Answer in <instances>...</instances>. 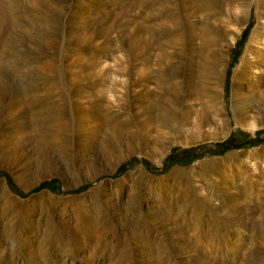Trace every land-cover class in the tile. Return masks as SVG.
I'll use <instances>...</instances> for the list:
<instances>
[{
  "label": "rangeland",
  "instance_id": "374dc122",
  "mask_svg": "<svg viewBox=\"0 0 264 264\" xmlns=\"http://www.w3.org/2000/svg\"><path fill=\"white\" fill-rule=\"evenodd\" d=\"M263 92L264 0H0V264H264Z\"/></svg>",
  "mask_w": 264,
  "mask_h": 264
},
{
  "label": "trees",
  "instance_id": "16d2710c",
  "mask_svg": "<svg viewBox=\"0 0 264 264\" xmlns=\"http://www.w3.org/2000/svg\"><path fill=\"white\" fill-rule=\"evenodd\" d=\"M249 31V26H246L245 29L243 30L239 40L236 41V46L235 48H239L247 34ZM264 134V131H257L256 133V137L255 139H252L249 144H256L261 140V135ZM246 143L245 142H240V141H235L234 140V136L231 135L230 137H228L226 140L220 142V143H216L215 146L219 149L220 153H225L226 151L232 150V149H239L241 147H243ZM205 146H193V147H189V148H185V149H181L179 150V152H173L170 155H168L166 157V159L163 162V165L161 168L159 169H154L155 171H164V169L166 168V164L167 163H171V162H176L178 160H184V159H190L191 157H194L197 154L198 149L203 148ZM167 162V163H166ZM149 167V166H147ZM123 169V166L121 165L118 169V171H121ZM153 170V169H152ZM153 170V171H154ZM6 180L8 182V184L10 185L11 189L13 192L22 195V197H25V195L23 193H21L12 183L11 179L9 178V176H6ZM49 186V183H41L33 192H37L42 190L43 188H47ZM86 186H82L74 191H72L71 193H77L78 191H81L85 188Z\"/></svg>",
  "mask_w": 264,
  "mask_h": 264
},
{
  "label": "bare ground",
  "instance_id": "6f19581e",
  "mask_svg": "<svg viewBox=\"0 0 264 264\" xmlns=\"http://www.w3.org/2000/svg\"><path fill=\"white\" fill-rule=\"evenodd\" d=\"M229 41L230 43H233L234 37H230ZM217 65H219V60L214 53L212 57L213 69H215ZM237 76H238L237 73H235L234 78L238 79ZM234 94L236 93H233V96ZM260 94L263 95L264 92ZM240 95H241L240 99L237 97L233 99L232 110L234 113H243L245 116L237 122V125L240 128L245 129L249 132H254L259 128H261L262 126H264V117L261 118L259 116L261 115V112L264 111V100L259 99L260 97L259 98L257 97L253 98L251 96L244 97L243 93H241ZM260 104L262 105L261 108H260ZM2 192L5 193L6 190L2 188Z\"/></svg>",
  "mask_w": 264,
  "mask_h": 264
}]
</instances>
